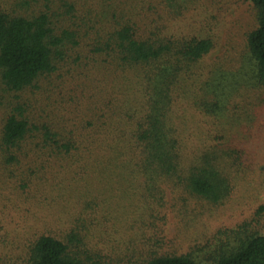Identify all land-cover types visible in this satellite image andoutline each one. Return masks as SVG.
Returning <instances> with one entry per match:
<instances>
[{"label":"rangeland","instance_id":"obj_1","mask_svg":"<svg viewBox=\"0 0 264 264\" xmlns=\"http://www.w3.org/2000/svg\"><path fill=\"white\" fill-rule=\"evenodd\" d=\"M72 1L98 12L112 2ZM118 3L124 15L134 11L133 23L141 32L177 41L212 40L211 51L190 66L187 83L192 85L186 84L171 122L187 153L189 146L208 143L241 151L227 172V193L213 203L176 179L149 183L122 145L128 144L129 121L121 122L113 136L106 131L107 110L124 98L127 81L122 83L121 72L95 52L79 62L70 54L72 59L22 91H8L0 80V138L5 118L19 107L29 123L47 126L76 146L56 153L38 145L33 131L13 149L16 160L8 161L10 152L0 141V264H19L42 234L64 240L71 230L79 233L77 254L88 264L164 255L207 258L249 233H264V86L250 80L246 57V37L256 26L253 5L248 0ZM88 44L87 37L81 50L90 49ZM194 99L219 101L221 111L205 114Z\"/></svg>","mask_w":264,"mask_h":264},{"label":"trees","instance_id":"obj_2","mask_svg":"<svg viewBox=\"0 0 264 264\" xmlns=\"http://www.w3.org/2000/svg\"><path fill=\"white\" fill-rule=\"evenodd\" d=\"M111 1L104 5L106 10L98 12L77 7L72 0H0L1 83L6 90L19 92L39 77L55 72L66 59H72L70 54L75 62L84 54L88 58L89 52L103 56L115 71L121 72L128 91L108 108L111 120L106 131L113 136L121 122L129 121L124 139L128 144L122 145H127L135 170L152 185L161 179H176L193 195L218 202L227 193V172L241 151L208 143L189 146L187 153L188 146L171 122L172 110L183 98L186 84L192 85L187 83L190 66L211 51L212 40L177 41L141 32L133 23L134 11L124 15L118 0ZM248 1L256 12V26L246 37V57L252 65L250 80L264 86V0ZM95 20H103L102 25L97 26ZM87 37L90 49L84 52L81 49ZM192 104L205 114L219 113L222 105L210 99H194ZM18 110L5 118L1 132V144L10 152L8 161L16 160L13 149L19 148L33 131L38 132L37 143L45 149L69 153L76 147L70 140L62 141L49 127L29 123ZM121 114L128 118L121 119ZM112 140L119 142L117 138ZM81 242L75 230L69 231L64 240L42 234L19 264H88L77 254ZM122 264H264V233H249L207 258L164 255Z\"/></svg>","mask_w":264,"mask_h":264}]
</instances>
